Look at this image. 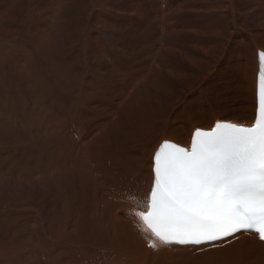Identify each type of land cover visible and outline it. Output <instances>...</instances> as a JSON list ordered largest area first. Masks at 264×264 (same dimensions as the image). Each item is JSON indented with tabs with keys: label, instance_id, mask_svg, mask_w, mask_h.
<instances>
[{
	"label": "bare ground",
	"instance_id": "bare-ground-1",
	"mask_svg": "<svg viewBox=\"0 0 264 264\" xmlns=\"http://www.w3.org/2000/svg\"><path fill=\"white\" fill-rule=\"evenodd\" d=\"M46 1H49V0H46ZM249 1L247 2L246 0H197V7L192 4H188V3H186L188 5L186 4L182 5V6H185L188 9V11L189 10L194 11L197 8V15H199L200 13L207 14V12L208 14L215 13L216 15L223 17L224 18L223 21H225L223 22L224 25L219 30L215 31V34L202 35L203 38H197V44L192 45L193 47L197 46V64L195 63L197 67V71H196L197 77L195 76V78H197V81L195 80V78H194V81H196V85H197V82L199 83V81H201V84L200 85L198 84L199 87L196 90L197 91L196 96L197 98H199L197 99V111L196 110L192 111V113H197V120L190 119L189 121H185V124H184V121H172V122H168L165 124V121L163 119L169 113V111L172 110L175 113H180L182 111V113H184L183 111L184 109L183 110L181 109V105L176 102L175 96L173 97V94H172L173 90H171L170 92L168 91L169 88L166 89L167 91L162 89L164 85L162 87H159V90L162 91V98L163 100H165L167 107H168L167 109H165V112L163 111L159 115L158 118H154L153 117L154 115L151 114V110H150L151 107L149 106V104L152 101H150V103L148 104L149 101L144 102V100L141 98L143 102L147 103L148 107H150L149 108L150 112L145 114L146 110L148 109L146 110L144 109L145 112L142 114L140 113L141 114L140 118L136 117V115H135L136 118H134L133 117L134 116L133 114L135 112L134 110L133 114L132 115L130 114L131 117H129L130 115L128 111L130 110L132 113V110L134 109V107H136V106H133L134 101L140 100L139 94L141 90L146 89V87L149 89V87L152 85V83H149L150 80L147 78V72L152 67V61L154 59L153 57H156V56L152 57V54H154V52H152L153 51L152 49H151L152 51H150V49L146 50L145 53L143 54L144 58L139 61L133 60V63L135 62L136 65L134 67H130L127 71H125L126 66L125 68L119 69L118 66L115 64L119 61H114L112 60L111 57L103 53V57L106 62L101 63L100 59L98 62H100V64L102 65V68H105L107 66L110 67V64H111L114 70L113 72H109L107 76L112 80V82L110 83V88H111L110 90L112 92V98L116 102L114 108L121 109V116L120 118L117 119L115 123H112L114 120L113 116L110 115L109 111L107 112L104 111V108L106 107V105L109 106V104L106 103L105 107H103L102 103H100V100L97 99V102L100 103V106L95 107L93 105L94 102L92 101L90 103V108L94 109L95 107L94 110L100 109V111L97 112L96 114H89L90 121L94 118L95 115H97V118H94L93 122L91 123V129L89 131L90 133L87 135L89 137L85 136V138L84 137L80 138L79 136L73 135L74 131L73 133L72 132L67 133L63 131L62 135L71 144L72 152L70 151L71 153L70 152H59L58 153L59 155L60 154L66 155V157H64L66 158V160H64V163L66 162L67 167L70 170L71 174L69 175H72L71 178L74 181L75 186H79V189L82 193L81 198H80V203L79 202L77 203V205L79 204V206L78 207L76 206V208L72 210L71 208L72 206L70 205L71 206L70 208L67 207L68 209H66L64 213H61L62 209L58 207L57 201H60L61 199L64 200V196H66L67 194L65 186L68 184V181L67 180H64V181L56 180V175L58 173V170H64L65 167L62 168V167H59L60 166L59 165L58 166L59 168L57 169L56 164H54L55 167L53 168H54V171H56V175L52 177V183L54 187L58 188V193H59V195L54 196V199H55L54 205H56L55 212L53 213L54 217L53 218L51 217L50 219L46 217H45L46 219L44 218L38 219L37 217L38 215L35 216V214L33 215V214H30L29 211H26V213L31 217L30 227L27 229V231L22 236H20L19 238L15 240L13 238L15 235L13 232L14 229H11L10 226H8L7 227L8 233L6 232L7 233L6 239L7 240L11 239L12 241L10 242L7 241L6 244L2 243L3 246L8 245L6 246V248L0 246V250L3 253L6 252L5 255L7 258L12 257L16 259L19 262V264L23 263V261H26V260L28 262V263L26 262L27 264H106L107 261L99 257V252L96 253V249H99V251L100 250L115 251L118 254H122L127 264H248L247 260L242 261L243 258L245 257H250L252 260L260 264L264 262V243L262 241H259L256 238V236L252 233H249V234L239 233L237 235H234L233 237L226 238L221 242H215L212 244H205V245H200V246H181V245L173 244L172 247H170V249H166L165 247L162 246V243L158 239H156L155 236L151 232H148L143 222L138 219V216L134 217V216L128 215L129 213L138 214V213L146 211V208L143 206V202L146 199V194H147L148 200L150 199V188L153 184V179H154L153 173H152L151 160H152L153 153L157 150L161 141L169 140L180 146L189 148L191 134L193 130L195 129L211 130L213 126L215 125V123L219 121H225V122L234 123L236 125H243V126L253 125L255 110H256L255 89H256V77H257V72H258L257 55H258L259 50L264 51V11L261 14L258 13L252 16L253 20L257 22V23L254 22V25H256V27L250 30L246 29L245 24H244L245 18L242 17V13L251 12L249 9L257 5V3L255 4ZM55 2H53V4ZM59 2L60 1L58 0V3ZM262 4H264V1H262ZM169 6L170 5L166 4V1L165 3L161 5L162 14L165 13L166 15H163L161 17V24H160L161 27L158 24L160 29H157L155 33L157 37L153 41H155L156 46L158 44V48H159L161 47L162 42L166 38V41L164 42L166 46L165 47L163 46L164 47L163 51L165 50L163 54H165V56L167 53L171 54L172 56L170 57V62L171 64H173L171 66L169 65L170 67L168 68V70L169 71H180L182 69V66L187 64L186 61L191 62L192 59L188 60L191 55L188 52H184L183 54L177 53V52L175 54L173 53V51L179 48L180 50H182L183 48L181 38H177L181 34V27H182L181 24L182 23L180 24L178 22H175L171 24L173 22L171 15L173 13V10H175V8H173L172 6H170L169 8ZM102 7H103V4H102ZM91 8H92V5H91ZM108 8L106 10H110ZM47 11H50L51 13H53L52 9L47 10ZM70 12H75V11L72 10ZM58 13H55V14H58ZM70 15L69 17L71 18ZM55 16L56 15L53 16V20ZM38 18L39 17H37V19ZM99 18L101 19V17ZM49 20L52 21L51 19ZM112 20L113 19H111V21ZM58 21H61V19H58ZM64 22H66V19ZM95 23H96V20L94 24ZM105 24L104 26H101V24L99 25L96 23L95 26L97 28L104 30ZM52 25H53L52 22L44 24L40 35L38 34L35 35L33 32H30V34L31 35L33 34L35 38H39L40 40V41L38 40L39 42L41 43L43 41L46 42L47 35L51 32ZM200 25H202V22ZM163 26H165V28ZM53 31L54 30H52L51 33H53ZM170 31H172L171 32L172 36H174L171 39L169 38ZM56 32H58V30ZM150 32H151V29H150ZM182 35L184 34H181L179 37H181ZM58 36L60 35L58 34ZM2 41L3 40L0 38V42ZM249 42H251L250 45L252 46L246 47V45ZM9 47L11 48L10 45ZM44 47H45V44H44ZM42 48H39L40 50L38 51H42L41 50ZM171 48H174L175 50ZM31 51H33V49H31ZM127 51L128 50H125V49L122 51L121 57L123 60H126L125 58H127V55L124 56V52L128 53ZM42 53L43 52H40L41 55ZM129 53H132V52H129ZM156 54H157V51H156ZM219 55L221 56V58L219 57ZM112 56L114 57V54ZM33 59H31V61H33ZM232 59L234 60L232 61ZM127 60L129 61V59ZM36 61L37 60H35L34 63ZM139 62H141L140 65H139ZM159 63H160V60H157L155 62V65H154L155 68L156 66L159 65ZM50 67H53V66H50ZM229 67L233 68L234 70L233 81L230 83H224V79L229 74L226 69ZM30 68L32 69V67ZM143 69H145L146 73L142 75L140 73L143 72ZM185 69L187 68L185 67ZM124 72H126V74L129 73L130 75L125 76L126 74H124ZM135 72L137 73L134 74ZM45 73L46 72H44V74ZM29 74L30 73H28L27 77L30 76ZM34 76L36 77V75ZM154 76L155 75H152V76L149 75V78L152 79L154 78ZM125 77H127V82L123 84L122 82ZM174 77H176V74ZM38 78H35V79L37 80ZM31 79L30 81H32ZM34 82L32 81V84ZM38 84H36L35 82V84L33 85H38ZM143 85H146V87L143 88L142 87ZM130 89H134V90L136 89V94H135L134 99H132V101H129V102L127 101L126 103L124 101V98H127V95ZM189 89L190 91H192L191 90L192 88H189ZM30 90H31V87H30ZM40 93L43 95L44 91L40 90ZM183 94L185 93L183 92ZM160 97L161 96H159L158 98ZM137 98H139V100ZM168 100H171L169 104H168ZM203 101H207V104L203 105ZM139 102H136V103H139ZM163 104L164 103H162V106ZM42 106H43V103H42ZM139 106H142V105L140 104ZM154 106H156V104H154ZM205 106H207L206 109H205ZM45 107H48V106L46 105ZM136 109H138V107ZM51 112H54V111L52 110ZM51 112L49 113L50 114L49 116H51ZM17 121L19 124L21 123L20 119H18ZM107 121H109V123H107ZM49 126L52 129H54L53 124L52 122H50V120H49ZM21 127L23 129L28 128L25 124H21ZM26 133L27 135L25 137L29 136L28 135L29 133L25 132V134ZM20 134H23V133H20ZM2 135H3V132L0 131V142L1 143L11 142L12 144H18L19 142H23L22 140L12 139V138H11L12 140H9L6 138V140L1 141ZM92 143L95 147H97L93 151L94 155L90 153V149H92V146H93V145L91 146ZM98 144L104 146L105 149H108L114 152L113 153L114 157L116 156V154L121 155V159H120V162L118 163L117 169L115 171L106 170L104 172V173L109 172L113 175L112 181L105 182L103 184L101 181L102 178L101 179L99 178L102 175L101 172L97 170L98 175L94 173L92 165L91 164L89 165L86 160V157L90 158L91 160H95L101 155V149H98L101 147H99ZM66 147L67 145L65 146V149ZM86 147L88 148L87 152H86ZM58 159L60 158L58 157ZM62 162H63L62 160L59 161L60 164ZM8 163L7 164L5 163L7 166L5 165L1 166V163H0V171L3 172L1 173V176L2 177L6 176V178H9L11 181V184L9 185V187L7 186L8 188L6 187L5 189H3L2 185H0V190L3 189L6 192L5 193L4 191H0V208L6 213L5 221L6 222L9 221L10 223H12L13 221L17 220V218L15 219V217L17 215H20V213L22 212V207L26 206L27 203L30 206V204L36 203L37 201L40 200L39 197L33 192L31 188L32 186L31 184H29L26 187V190H23V187L21 186L19 178L24 177V175H20V174L21 173L28 174L26 175V181L30 182L29 181L30 178L32 179L40 178V174H39L40 172L33 173V172H23L22 170H20V172L18 171V172H15L14 174H7L9 172L7 170H12L11 167L8 166ZM127 177L129 178L124 180L122 183L118 182ZM11 191H14L15 193L10 194ZM51 207H53V204ZM32 211L34 210L32 209ZM34 212H37V210ZM76 215H78V217ZM102 215H106V217H103ZM83 217L84 219L82 221L78 220V218H83ZM47 222H51L52 223L51 225L53 226L50 227L49 226L50 223H47ZM98 225L103 226V230L96 228L98 227ZM144 233H147V235H145ZM38 234L40 235V237H38ZM147 242H154L156 245V250H152L151 248L147 247L146 246ZM7 252H9L10 254ZM33 253H35L34 254L35 258H33V255H32ZM24 254H26L27 258L25 257ZM6 264H15V262L12 259H7Z\"/></svg>",
	"mask_w": 264,
	"mask_h": 264
},
{
	"label": "rangeland",
	"instance_id": "rangeland-1",
	"mask_svg": "<svg viewBox=\"0 0 264 264\" xmlns=\"http://www.w3.org/2000/svg\"><path fill=\"white\" fill-rule=\"evenodd\" d=\"M21 1L22 0H0V38L5 42V43L3 41L0 42V125H1L0 131L3 132L1 141L6 140V138L9 140L19 139L23 141V142H19L18 144H12L11 142L9 143L0 142V145H1L0 146V163H1V166H4V165L7 166L6 164L9 162L8 166H10L12 170H7L9 171L7 174H14L15 172H18V171L20 172V170H22L23 172H33V173L40 172L39 173L40 178L38 179L35 177H34L35 179L30 178L29 179L30 182L26 181V175L28 174L21 173L20 175H24V177H20L19 181L21 183V186L23 187V190H26V187L29 184H31L32 185L31 188L33 192L39 197L41 201L39 200L36 203L30 204V206L26 202L27 204L26 206L22 207V212L20 213V215H17L15 217V219L17 218V220L13 221L12 223H10L8 220H7L8 222L5 221L6 213L0 208L1 209L0 210V243H1L0 246L5 247V248L8 245L3 246L2 243L6 244L7 241L8 242L12 241L11 239L10 240L6 239V235L8 233V229H7L8 226H10L11 229H14L13 230L15 234L13 237L14 240L22 236L27 231V229L30 227L31 217L26 213V211H29L30 214H33V215L35 214V216L38 215L37 216L38 219L39 218L50 219L51 217L52 218L54 217L53 213L55 212V206H56L54 205V201H55L54 196L59 195L58 188L54 187L52 183V177L56 175V171H54V168H53L55 167L54 164H56L57 169L59 167H62V168L65 167L64 170H58V173L56 175V180L57 181H64V180L68 181V184L65 186L67 194L66 196H64V200L61 199L60 201H57L58 207L62 209L61 213H64L65 210L68 209L67 207L70 208L72 206L71 208L73 210L74 208H76V206L77 207L79 206V204L77 205V203L78 202L80 203V198H81L82 193L79 189V186H75V183L71 178L72 175H69L71 174L70 170L68 169L66 162L64 163V160H66V158L64 157H66V155L60 154L61 155L60 156L58 153L59 152H70V151L72 152L71 144L62 135L63 131L67 133H70V132L73 133L74 131L73 135L79 136L80 138H83V137L85 138V136H87L90 133L89 131L91 129V123L93 122L94 118H97V115H95L94 118L90 121L89 114H96L97 112H99L100 109L98 110H94V109L95 107H99L100 103H102L103 107H105L106 103L109 104V106L106 105V107L104 108V111L105 112L109 111L110 115L113 116L114 120L112 123H115L117 119L120 118L121 116V109L114 108L116 102L112 98V92L110 90L111 89L110 83L112 82V80L107 76L109 72H113L114 70L111 64H110V67L107 66L105 68H102V65L100 64V62L101 63L106 62L104 60L103 53L111 57L112 60L119 61L115 63L119 69L125 68L126 66L125 71H127L130 67H134L136 65L135 62L133 63V60L139 61L144 58L143 54L145 53L146 50H149V49L150 51L153 50L152 52H154V54H152V57L153 56H156V57H153L154 59L152 61V67L147 72V78L150 80L149 83H152V85L149 87V89L146 87V85L142 86L143 88L146 87V89L141 90L139 94L140 100L139 98H137L141 103L139 101H134L133 106H136V107H134V109L132 110V113L130 110L128 111V113L129 115L130 114L132 115L135 110L133 117L140 118L141 114L144 113L146 109L148 110H146L145 114L150 112L149 108L151 107L150 108L151 114L154 115L153 116L154 118H158L159 115L163 111L165 112V109L168 108L165 100H163L162 98V91L159 90V87H162L164 85L162 89L167 91L166 89L169 88L168 91L170 92L171 90H173L172 91L173 97L175 96L176 98L175 100L178 104L181 105V109L182 110L184 109L183 110L184 113H182V111L180 113H175L172 110L169 111L170 114L168 113L163 119L165 121V124L168 122H172V121H184V124H185V121H189L190 119L197 120V113H192V111H195V110L197 111V99L199 98H197L196 96L197 95L196 90L201 84V81H199V83L197 82V85H196L197 78H195V76L197 77V72H196L197 71V67H196L197 46L193 47L192 45L197 44V38H203L202 35L215 34V31L219 30L224 25L223 22H225L223 21L224 20L223 17L216 15L215 13L208 14L207 12V14L200 13L199 15H197V8L194 11L193 10L188 11V9L185 6H182L183 4L188 3V4H192L197 7V0H59L60 1L59 3H58V0H56V2L55 0H49V1L23 0L22 2ZM165 1H166V4L175 8V10H173V13L171 15V18L173 21L171 24L175 22H178L180 24L182 23L181 24L182 25L181 34H184L181 37H179L181 34L177 37V38H181L182 47H183L182 50H180V48L177 50H175L174 48H171V49L175 50L173 51L174 54L176 52L181 53V54H183L184 52H188L191 54L190 58L188 59V60L192 59L191 62L186 61L187 64L184 65L187 69H185V67L182 66L183 70L181 69L180 71H169L168 70V68L173 64H171L170 62V57L172 55L167 53L165 56V54H163L165 51V50L163 51V48L166 46L164 43L166 41V38L162 42L161 47L159 48H158V44L156 46L155 41H153L157 37L155 34L157 29H160L161 27L160 25L161 17L163 15H166L165 13L162 14L161 12V5L165 3ZM246 1L248 2L249 0H246ZM259 1L250 0L249 2L255 3V4L257 3L258 6L257 5L253 6L254 10L253 8L249 9L251 12L242 13V17L245 18L244 20L245 28L248 30L256 27V25H254V22L255 23L257 22L253 20L252 16L258 13L261 14L264 11V4H262V1L264 0H261L260 2ZM53 2L55 3L53 4ZM102 4L104 8L102 7ZM37 5L40 6L41 8L38 7ZM91 5H92V8H91ZM106 7L107 8L109 7L108 9L110 10H106L107 9ZM57 8L59 11L57 10ZM51 9L53 10V13H51L50 11H47ZM72 10L75 12H70ZM55 13H58V14H55ZM68 14L69 15L71 14L70 15L71 18L69 17ZM54 15L56 16L53 20ZM37 17L39 18L37 19ZM99 17H101V19ZM48 18L51 19L52 21H50ZM64 18L66 19V22H64L65 21ZM58 19H61V21H58ZM111 19L113 20L111 21ZM95 20H96V23L99 25L101 24V26H104V24L106 23L105 29L103 30V29L97 28L95 26L96 23L94 24ZM200 21L202 22V25H200L201 24ZM51 22L53 23V25L51 26V32L52 30H54L55 33L54 31H53L54 34L50 32L47 35L46 42L43 41L41 43L39 42L40 41L39 38H35L33 34L32 35L30 34V32H33L35 35L36 34L40 35L44 24L51 23ZM158 24L160 27L158 26ZM55 27L58 30V32H56L57 30L55 29ZM163 27L165 28V26ZM150 29H151V32H150ZM172 31L169 32L170 39L174 37L172 36V33H171ZM57 33L60 36H58ZM43 43L45 44V47ZM122 44L124 47L122 46ZM250 44L251 42H249L246 45V47L252 46ZM9 45L11 46L12 49L9 47ZM38 45L41 47H39ZM29 46L30 47L32 46L33 48L32 47L30 48ZM39 48H42L41 49L42 51H38L40 50ZM31 49H33V51H31ZM124 49L128 50L127 51L128 53L124 52V56L127 55V58H125L126 60H123L121 57L122 51ZM1 50L2 51L4 50V51L2 52ZM156 51H157V54H156ZM40 52H43L42 53L43 56L40 54ZM129 52H132V53H129ZM113 54H114V57L112 56ZM219 57L221 58L220 55ZM31 59H33V61H31ZM99 59H100V62H98ZM127 59H129V61ZM35 60L37 61L34 63ZM157 60H160V63L155 68L154 65ZM233 60L234 59H232V61ZM140 64L141 62H139V65ZM23 65L25 66V68ZM29 66L32 67V69ZM50 66H53V67H50ZM226 70L229 74L224 79V83H230L233 81L234 70L231 67L227 68ZM27 72L30 73L29 74L30 76L28 77H27L28 75ZM44 72L46 73L44 74ZM136 73L137 72H135L134 74ZM145 73H146L145 69H143V72L140 74L143 75ZM31 74L33 77L31 76ZM124 74H126V72H124ZM175 74H176V77H174ZM34 75H36V77ZM129 75L130 74L127 73L125 76H129ZM149 75L150 76L155 75V76L154 78L151 79L149 78ZM35 78H38V79L36 80ZM194 78L196 81H194ZM30 79L33 82L35 81L36 84L38 83L39 84L33 85L35 84V82L32 84V81H30ZM126 82H127V77L124 78L122 83L125 84ZM30 87H31V90H30ZM189 88H192L191 89L192 91H190ZM40 90L44 91L43 95L40 93ZM183 92L185 94H183ZM135 94H136V89L135 90L130 89L127 95V98H124V101L126 103L127 101L128 102L132 101V99H134L135 97ZM159 96L161 97L158 98ZM178 97H180L181 99ZM141 98L144 100V102L149 101L148 104L150 103V101H152L149 104L150 107H148V104L144 103ZM97 99L100 100V103L97 102ZM92 101L94 102L93 103V105L95 106L94 109L90 108V103ZM170 101L171 100H168V104ZM136 102H139L142 106H139L140 104ZM42 103H43V106H42ZM153 103L156 104L157 107L154 106ZM162 103H164L163 106H162ZM205 104H207V101H203V105ZM46 105L48 107H45ZM137 107L138 109H136ZM206 108L207 106H205V109ZM52 110L54 112H51ZM136 111L137 113L138 112L139 113L137 114ZM50 112H51V116H49ZM131 115L129 117H131ZM18 119L21 120L20 124L17 121ZM49 120L50 122H52L54 129H52L49 126ZM107 123H109V121H107ZM21 124H25L28 128L23 129L21 127ZM25 132H28L29 136L25 137L27 135V133L25 134ZM20 133H23V134H20ZM66 145L68 147V148L66 147L67 150L65 149ZM92 145L93 143L91 144V146ZM98 146L101 147V148H98V149H101V155L95 160H91L90 158H87V157H86V160L89 165L90 164L92 165L94 173L97 174V170L101 172L102 175L99 178L100 179L102 178L101 181L103 184L105 182L112 181L113 175L109 172L108 173H104V172L106 170L115 171L117 169L118 163L120 162L121 155L116 154V156L114 157L113 156L114 152L108 149H105V147L100 144H98ZM96 148L97 147L93 145L92 149H90V153L94 155L93 151ZM87 150L88 148L86 147V152ZM58 157L60 159H58ZM60 160L63 161L61 164L59 163ZM1 173L3 172L0 171V185H2V188L5 189L7 186L9 187V185L11 184V181L9 178H6V176L2 177ZM128 178L129 177L121 181H118V182L122 183L124 180ZM3 189L0 191H4ZM14 193H15L14 191L10 192V194H14ZM52 204H53V207H51ZM32 209L34 211L37 210V212L32 211ZM76 216L78 217V215ZM102 216L106 217V215H102ZM83 219L84 217L78 218L79 221H82ZM47 223H50L49 224L50 227L53 226L51 225L52 224L51 222H47ZM96 228L103 230V226H100V225H98V227ZM39 234H38V237H40ZM97 252H99V257L107 261L106 264H127L124 256L122 254L116 253L115 251H107V250L99 251V249H96V253ZM5 253H3L0 250V264H6L7 259H12L14 260L15 264H19V262L14 258L12 257L7 258ZM34 254L35 253L32 254L33 258H35ZM24 255L26 257V254ZM244 260H247L248 264H260L252 260L250 257H245L243 258L242 261ZM26 262L27 260L23 261V263L21 264H27L28 262L27 263ZM262 264H264V262Z\"/></svg>",
	"mask_w": 264,
	"mask_h": 264
},
{
	"label": "snow or ice",
	"instance_id": "snow-or-ice-1",
	"mask_svg": "<svg viewBox=\"0 0 264 264\" xmlns=\"http://www.w3.org/2000/svg\"><path fill=\"white\" fill-rule=\"evenodd\" d=\"M258 61L251 127L197 129L190 150L163 141L153 153L150 202L146 194V211L128 215L161 241L200 246L241 230L264 241V51Z\"/></svg>",
	"mask_w": 264,
	"mask_h": 264
}]
</instances>
